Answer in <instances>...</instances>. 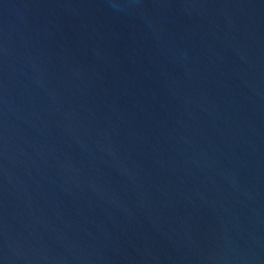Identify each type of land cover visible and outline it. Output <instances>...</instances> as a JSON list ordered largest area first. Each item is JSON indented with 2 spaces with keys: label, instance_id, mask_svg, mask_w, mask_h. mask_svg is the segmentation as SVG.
<instances>
[{
  "label": "water",
  "instance_id": "obj_1",
  "mask_svg": "<svg viewBox=\"0 0 264 264\" xmlns=\"http://www.w3.org/2000/svg\"><path fill=\"white\" fill-rule=\"evenodd\" d=\"M0 264H264V0H0Z\"/></svg>",
  "mask_w": 264,
  "mask_h": 264
}]
</instances>
